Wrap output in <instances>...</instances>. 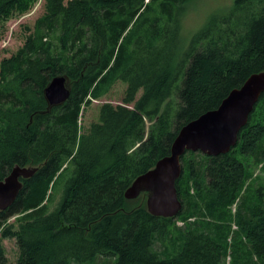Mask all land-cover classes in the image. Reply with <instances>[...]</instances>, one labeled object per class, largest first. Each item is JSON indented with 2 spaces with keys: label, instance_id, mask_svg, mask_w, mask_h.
<instances>
[{
  "label": "trees",
  "instance_id": "obj_1",
  "mask_svg": "<svg viewBox=\"0 0 264 264\" xmlns=\"http://www.w3.org/2000/svg\"><path fill=\"white\" fill-rule=\"evenodd\" d=\"M34 1L0 0V24ZM193 1L44 0L34 30L0 61V181L17 164L38 168L0 210V264H228L229 249V264H264L262 187L248 186L264 162V94L229 153L183 156L177 216L151 214L146 194L125 197L184 125L264 71V0H234L184 44ZM58 75L71 93L52 106L44 90ZM117 81L126 84L123 104L103 103L82 128L85 106ZM175 218L186 223L177 246L157 251ZM4 239L19 247L13 263Z\"/></svg>",
  "mask_w": 264,
  "mask_h": 264
},
{
  "label": "water",
  "instance_id": "obj_2",
  "mask_svg": "<svg viewBox=\"0 0 264 264\" xmlns=\"http://www.w3.org/2000/svg\"><path fill=\"white\" fill-rule=\"evenodd\" d=\"M50 105H60L70 96L66 76H55L44 90ZM264 94V71L251 74L240 86L232 89L221 104L184 125L175 138L169 155L134 179L125 192L127 199L146 194L148 211L154 216L170 218L183 208L177 190V180L183 167L182 158L188 152L209 156L229 153L239 142L241 130ZM34 166L15 165L0 181V210L11 206L23 188L22 178L31 177Z\"/></svg>",
  "mask_w": 264,
  "mask_h": 264
},
{
  "label": "rangeland",
  "instance_id": "obj_3",
  "mask_svg": "<svg viewBox=\"0 0 264 264\" xmlns=\"http://www.w3.org/2000/svg\"><path fill=\"white\" fill-rule=\"evenodd\" d=\"M234 0H194L183 20L182 29V41L187 44L191 37L206 23L209 15L218 10H224L232 5ZM44 13V0H35L34 5L30 11L26 13L14 12L6 19L2 20L0 24V61L4 57H9L16 53L23 45L27 36L34 30L37 20ZM126 88V84L122 81H117L99 99H93L91 104L85 106L83 114L81 116L82 128L88 129L92 122L97 121L99 117L100 106L105 102L113 103L114 105L123 104V95ZM141 93V92H140ZM140 93L138 95H140ZM187 154L186 157H189ZM254 173L251 180L248 183L250 188L262 187L263 199H264V162L259 163L253 168ZM69 175L60 180L55 187L53 199L50 203V211H52L58 204L63 194L64 183ZM146 200V197H145ZM240 202L238 203V205ZM237 204L232 206V212L238 206ZM191 221V220H190ZM9 222H16V216L12 217ZM175 225L171 227L168 237L162 240L158 239L155 243V249L159 252L163 251L166 246L169 250L173 246H177V240L179 239V231L186 225L185 221L181 218L174 219ZM236 230V225L232 224V233L229 236V241L232 240L233 232ZM3 244L6 248V254L10 263L17 260L19 256V247L15 239H4ZM232 261V254L229 249L227 262ZM82 264H95L92 262H85ZM97 264H112L111 259H100Z\"/></svg>",
  "mask_w": 264,
  "mask_h": 264
}]
</instances>
